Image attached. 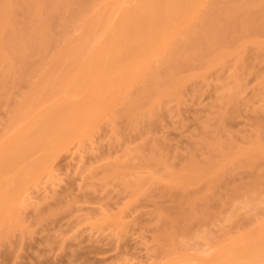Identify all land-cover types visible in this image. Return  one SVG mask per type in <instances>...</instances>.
<instances>
[{"label":"rangeland","instance_id":"obj_1","mask_svg":"<svg viewBox=\"0 0 264 264\" xmlns=\"http://www.w3.org/2000/svg\"><path fill=\"white\" fill-rule=\"evenodd\" d=\"M57 1L0 0V31L3 24L7 25L23 17L30 23H36L39 33L46 34L50 41L45 51L35 54L34 63L26 69V72L22 71L16 63L7 67L8 64L3 62L1 56L7 54L8 51L5 45L4 47L0 45L2 48H0V64H4L8 71L5 81L0 82V153L3 141L22 126L20 117L16 119L15 115L22 109L23 104L28 101L35 89L41 91L45 89L48 79L53 78L48 81L47 86L62 88L65 82L63 77L69 76L71 79L73 76L77 77L79 79L76 78L75 83L77 80L79 83L78 86L76 83L75 87L77 90L81 87V90L79 88L80 93L87 84L89 85L87 80H97L91 82L89 86L95 85V82L104 84L103 81H99V77L96 79L89 75L92 78H87L88 75L85 74L84 77L83 71L70 70L71 67H79L76 65L61 63L56 70L51 71L53 67L51 68L50 60L64 42L80 38L86 26L93 20V16L102 14L103 8L106 11L117 5L116 2H122V5L128 7L133 6V4L126 3L128 0H90L87 6H79L76 16L68 20L66 25L59 26L42 20L45 12L37 7V5L47 7V4ZM240 1L208 0L204 2L203 0L204 4L210 3V7H213L215 11L223 10L230 4ZM213 17L214 14L205 16L203 24L197 29L199 37L206 40L214 37ZM251 17L250 10L246 6L236 8L238 23L247 21ZM116 19H118L116 14L106 16L109 25H113ZM263 27L261 24L256 29L254 28V31L248 29L250 33L236 29L237 37L234 35L236 39L232 44L229 43L226 47L225 45L216 47L210 53L208 52L206 60L205 58L199 60L198 56L192 57L191 42L194 43L197 36L190 35L184 41V44L190 46L187 51L190 58L185 56L181 58L186 67L170 71L165 69L163 56L159 57V63L154 68L157 76L151 82L133 81L128 92L118 86L116 90L120 93L119 97L117 95L119 99L116 101L114 99L107 105L104 104L100 113L93 110L98 117L92 114L86 119L92 111L90 109L84 111L85 113L81 115L86 116L84 118L88 120V123L84 122L86 123L84 126L89 125V127L85 128L81 124L84 127H79V130L84 129L80 133L82 135L79 134L80 136L66 142L67 144L63 143L62 147H57L60 144L55 143L56 146L50 145L43 151V148L35 150L27 160L21 162L22 160H16L13 146L7 145L9 151L5 157L10 162L19 165L18 171L22 163L26 167L21 172H17L15 167L9 169L8 173H5L7 171L0 173V200L5 199L0 203L7 202L6 205L3 204L4 206L0 207V228H2L0 229V237L2 236L0 238V264H220L219 260L223 264H228V261L224 263L225 257V260L219 259L227 247L226 244L228 245L231 240L229 246L232 247L236 244L234 242L238 243L240 239L243 241L244 237L241 234L244 235L246 232H252L255 236H252V239L248 237V240L252 241L250 243L244 239L245 243L241 242L240 246L237 244L234 249L238 255H235L236 260L245 256L243 255L244 250L241 252L243 247L247 248L245 251L257 249L256 244H254L256 248L253 245L251 248L250 244L254 241L256 243V240L259 241L258 244H262L264 239H262L264 235L260 234L264 231H259L264 228L262 226L264 225V200L261 198L262 201L259 199L260 201L253 202L257 205L248 207L243 202L248 199L249 191L250 194L256 192L253 197L259 196L261 190L258 187L262 183H257L256 179L259 180V178H255L254 174L258 177L260 173L263 175L262 171L264 172ZM176 30L179 32V29ZM14 36H19V34ZM76 48L75 45L74 49ZM236 63L238 68L234 70ZM166 70L178 79L176 83L170 84L171 89L176 93L159 97L162 87L168 82L167 79L170 80ZM48 71L51 73L47 77L44 76L43 74ZM99 74V71L94 70L95 76ZM84 80H86L85 84ZM80 84H84L85 87ZM80 93L77 91L72 95L75 101L85 100L84 96L81 97L84 99L80 98L82 95ZM60 95L61 93L53 98L57 99ZM121 98L126 101V105H119ZM53 101L46 100L48 103H39L32 111L39 113L50 110L52 118L57 122L69 113L63 112L65 114H62L59 108L51 109L49 103ZM148 106H150L149 109H147ZM52 118L51 121L55 122ZM85 119L82 120L85 121ZM191 162L193 165L198 163V166H195L196 171H193L194 166L191 168ZM207 164L213 167L206 166ZM186 165L187 167L183 168ZM234 166L237 167L235 170H233ZM188 167L193 171L194 177L190 173L183 172ZM209 167L211 168L208 169ZM254 167L257 170L254 169V171ZM197 171L200 174L195 173ZM223 171L224 177L228 176L227 181H224L223 175V180L219 178L221 176L218 174L221 175ZM195 174L199 176L196 175V177ZM182 175L186 180L187 178L193 179V183L192 180L187 183L188 181L186 182ZM185 175L188 177L186 178ZM252 175L255 180L252 179ZM215 176H219L217 178L221 182ZM247 178H250L249 181L252 182H249ZM260 178L263 179L261 175ZM262 181L264 184V180ZM215 182L218 184H216L218 187L216 189ZM250 183L252 186L248 191L246 184L250 186ZM212 184H214V189ZM195 187L196 194L194 195ZM170 188H173L172 190L175 188V190L172 192ZM232 188L238 192L232 191L234 190ZM168 189L172 194L168 192ZM261 189L263 192L264 187ZM185 191L190 192L187 194ZM220 191L224 193L221 194ZM216 194L222 197L218 198ZM180 195L184 196L179 199ZM211 195H213L212 198ZM244 195L248 197L244 198ZM183 197L184 200L189 198L184 201ZM173 198L175 202H172ZM195 199L199 202L195 203ZM234 202L237 205L243 203L246 206L242 204L244 207L237 208L234 204L237 215L234 214L235 209H231L234 207ZM259 202L261 205L258 204ZM194 203L202 204L206 210L202 205L197 209ZM175 206L177 210L180 208L178 211H182V214L177 211L175 213ZM195 206L198 213L194 210ZM227 206H230L229 209ZM258 207L259 210H257ZM172 211L175 214H172ZM205 211L210 213V216ZM203 212L204 220L201 215ZM158 213L162 217L169 215L170 218L166 217L168 222L160 215L155 219ZM178 213L182 216L185 214L184 218L187 222L183 217L180 218L181 215ZM170 214H172L173 222ZM234 215L236 218L233 217ZM175 217H179L178 221H181V224L177 222V219L174 220ZM196 217L199 222L196 221ZM205 219L209 220L206 222ZM159 220L160 222L166 221L163 226L168 228L162 227ZM155 224L157 227L160 226L159 229ZM155 228L160 235L157 234ZM250 228L252 231H245ZM253 231H258L259 234ZM256 235H260L262 242L260 238L256 239ZM236 236H239V239H236L238 238ZM171 240L175 241L174 245ZM223 240L227 243L222 244ZM244 244L250 245V248ZM163 245L167 247V251ZM263 245L264 243L259 246L264 248ZM222 246L224 251H220L221 254H215V251L222 250L220 248ZM230 249L228 248L225 252L226 257L231 254L229 256L231 259L235 251L231 253ZM250 250L248 251L251 252V260L244 263L242 258L243 260L240 259V263L237 264H250L256 259L258 264H264V249L257 250L258 255ZM249 253L245 259L250 255ZM217 254L218 258L214 256ZM256 256L258 257L255 258ZM233 260L235 259L232 258L229 261L233 264L237 262ZM256 262L252 264H257Z\"/></svg>","mask_w":264,"mask_h":264},{"label":"bare ground","instance_id":"obj_2","mask_svg":"<svg viewBox=\"0 0 264 264\" xmlns=\"http://www.w3.org/2000/svg\"><path fill=\"white\" fill-rule=\"evenodd\" d=\"M207 1L204 0V2H207ZM204 2H203V0L202 1H200V0H128L126 3L133 4V6L131 5V7H128V6L122 5V2H119V3L116 2L115 4H117V5H114L112 8L106 9V11H104V8H103L102 14H98V15L93 16V20L86 26V29H84L83 35L80 38H78L77 40L64 42V44L61 46L59 51L51 58V60H50V63L52 65L51 68L53 67V69L51 71L56 70L57 66L61 63L76 65L79 67H76V68L71 67L70 70L75 69L74 71H77V70L83 71L84 77H85V74L88 75L87 78L92 76L93 78L96 77V79H97V77H99V79H100L99 81L100 82L103 81L104 84H102V82L101 83L95 82L94 83L95 85L92 86V84H91V86H89L91 82L93 83L94 81H97V80L93 81V79H91V80H87V81H89L88 82L89 85L87 84L88 86L86 85V87H85L84 84H85L86 80H84V82H83L84 84H80V85L84 86L86 89L83 88V89H85L84 91L82 89V91H81L82 95H80V98L84 96L86 101L85 100L84 101L83 100L75 101L74 97H72V95L76 94L77 91H78V93H80L79 91L81 90V87H79L80 90H79V88L77 90V87H75L76 83L78 86L79 82H77V81H79V80H77L75 83V79L77 77L74 78V76L72 79L69 76L65 77V78L63 77L62 79H65V82H64V86L62 88H59L57 86L56 87L47 86L48 81L50 79H53V78H50L46 81L44 90L41 91L39 89H35V92L31 93L30 97L28 98V101L23 104L22 109L15 115L16 119H18L20 117V119L22 121V126L16 132H14L12 135L7 137L6 140H4L2 143V150L0 153V173L3 171L4 172L7 171L5 173H8L9 169L11 170V169H14L15 167L17 169V167L19 166L16 163L10 162L7 159V157H5V154L9 151V147H7V145L13 146V148H14L13 152L16 153L15 158H17L16 159L17 161L22 160L21 162H24L23 160H25V159L27 160V158H29V156L33 152H35V150L37 151L38 149L41 150L43 148L42 149V151H43L44 149H46V147H48L50 145L56 146L57 144H60V145H57V147L64 146V144H67L66 142L71 141L72 139L76 138V136L82 135L80 133H82L81 131L82 130L84 131V129L79 130V127L82 126L81 124H83V126H84V124L88 123V120L86 121V119L90 118V116L92 114H95L96 117H98L97 113L99 111H101L102 106L104 104L107 105L108 103L112 102L114 99H115V101L119 99L118 94H120V93L117 92V90H116V88L118 86H121L123 88V90L128 92L133 81H143L145 83L151 82L157 76L154 72V68L159 63L158 62L159 57L163 56V59H164L163 62L167 65L166 66L164 64L165 69L167 68L170 71L173 69L177 70V69H182V68L186 67V65L184 66V63H183L184 60L182 59V61H181V58L183 56H185L186 58H190L188 56V53H187L190 46H189V44L188 45L184 44V41L186 40L185 38H188L190 35H196L197 36L194 43L191 42V44L193 46V53H192L193 56L192 57L198 56V57H200L199 60H202L204 58L206 60L207 56L209 55L208 52L210 53L216 47H219V46L223 47L224 45L226 47L227 44H229V43L232 44L233 40L236 39V38L234 39L236 29L243 30V32H245V30H246V32L250 33L249 31H247L248 29H250V31H252V30L254 31V28L256 29V27L258 25L262 24L264 26V0H241L240 2H236L235 4H230V6H228L227 8H225L223 10H217V11H215L213 7L212 8L210 7V5H209L210 3L204 4ZM89 3H90V0H58L55 3L47 4V7H43L42 5H37V7L39 9H41L43 12H45V14H43L44 18L42 20L47 21L48 24L64 26L67 24L68 20H70L71 18H74L76 16V12L78 11V8H80L79 6H87ZM243 6H246L250 10V16L252 15V17L247 21H244L242 23H240V22L238 23L237 19H236V8H241ZM107 14H116L117 15L118 19H116L117 21H115L113 25H109L108 22L106 21ZM212 14H214V17L212 20V23L214 24L213 27L215 29L214 30V37L212 39L206 40L205 38H201L198 36L199 32L197 29L203 24V19L205 18V16L206 15H212ZM176 29H179V32H177L178 30H176ZM263 29H264V27H263ZM256 31L258 32V30H256ZM16 34L17 35L19 34V36H14ZM235 36L237 37V35H235ZM49 42H50L49 38H47L46 34H44V33L40 34L39 33L36 23L35 24L30 23L29 20L24 19L22 17L20 20H14L12 23H8L7 25H5V24L2 25V30L0 31V45H2V47H4L3 45H5L6 46L5 49L8 51V53L3 54L1 56V59L3 60V62L8 64L7 67L16 63L17 66L20 67V69L22 71L26 72L27 71L26 69H28L31 65H33L34 59H35V54L41 53L42 51H45ZM75 45L77 46L76 49H74ZM194 46H196V47H194ZM241 52H243V51H241ZM238 59H240V56ZM187 65H188V63H187ZM208 65H210V63H208ZM7 67L2 63L0 64V82L5 81V79L8 75V71L6 69ZM237 68H238V64L236 63L234 65V70H236ZM94 70L99 71L100 74L95 76ZM168 70H166V74H167ZM50 73L51 72L48 71V72H45L43 75L47 77ZM168 73L169 74L167 75V77H169L170 80L167 79L168 82H167V84H165V86L162 87L161 95L159 97H165V96H168L169 94L176 93L173 89H171L170 84L176 83L178 81V79H175V77L169 71H168ZM92 77H90V78H92ZM77 79H79V78H77ZM87 87H88V89H87ZM60 93H61V95L59 96V98H57V99L53 98ZM117 95H118V97H117ZM81 99H84V98H81ZM46 100H49V101L54 100L51 104L49 103V107L51 109L52 108H59L62 111V114H65L63 112H67L69 114L67 116H64L61 119H58V121L56 122L54 120V118H52V116H51L52 114H51L50 110H45V111L39 112V113L32 111L35 105H38L39 103L40 104L41 103H48V102H46ZM125 103H126V101H124L121 98V101H119V105L124 106ZM105 107L106 106H104V108ZM149 107L150 106H148L147 109H149ZM89 109H90V111H92V113L89 111L90 114H89V116L87 115L88 117L85 119L84 117H86V116H82L81 114H84L85 113L84 111L89 110ZM93 110H97L96 111L97 113L96 112L93 113L94 112ZM102 111H104V110H102ZM131 111H134V110H131ZM103 113H105V112H103ZM262 113L264 114V112H262ZM259 115H260V113H259ZM96 117H92V118L94 119ZM51 118L55 122H52ZM82 119H85V121ZM93 119H91V121ZM84 122H86V123H84ZM89 123H90V121H89ZM84 127L88 128L89 125L84 126ZM213 139H215V138H213ZM260 139L261 138H259V140ZM216 141H217V138H216ZM55 143H57V144H55ZM252 144L254 145V143H252ZM256 154L259 155L258 153H256ZM260 154H261V152H260ZM253 155H255V154H253ZM158 157H159V155H158ZM223 158H224V156H223ZM243 159L245 160L246 158H243ZM263 160H262V162H263ZM218 162H219V160H218ZM247 162H249V161H247ZM18 163H20V162H18ZM191 164H192V162H191ZM191 164H188V165L191 166ZM194 164L195 165L192 164L191 168L194 166L193 171H196L197 167H195V166L198 163L197 164L194 163ZM208 164L206 166H211ZM240 164H241V162H240ZM258 164H257V166H258ZM21 165L23 166L24 164L22 163ZM263 165H264V162H263ZM22 166H20V168H19L20 172L22 171V169L23 170L25 169L24 167H26V166H23V168H21ZM260 166H261V164H260ZM184 167H187V165L183 166V168ZM201 167H203V166H201ZM211 167H213V165ZM211 167H209L208 169H210ZM191 168L188 167L187 169H184L183 172L185 171L187 174L190 173V175L193 176L194 173H192L193 171L190 170ZM198 168H200V166ZM236 168L237 167H235V166H234V169L232 167L233 170H235ZM260 168H262V167H260ZM204 169H206V168L204 167ZM241 169L243 171L244 166ZM245 169H247V168L245 167ZM254 169H255V167L253 168V170ZM15 170H13L14 173L19 172L18 169L16 170L17 172ZM197 170L199 171V169H197ZM200 170H201V168H200ZM253 170H252V172H253ZM255 170H257V169H255ZM198 171L195 173H198ZM260 171H258V172H260ZM239 173H240V171H239ZM262 173H263V175L260 173L258 175V177L254 173L253 174H254V177L256 176L255 178H259V180L256 179L258 181L257 183H262L260 186L264 187V184L262 181V180H264V172L262 171ZM4 174H1V175H4ZM198 174H200V173H198ZM198 174H195V176ZM223 174H225L224 171L222 172L221 175L218 174L221 177L215 176L216 179H218V180H219V178L222 179ZM230 174H228V175H230ZM260 175H261V177H263V179L260 178ZM30 176H32V175H30ZM187 177L188 176H186V178ZM200 177H202V175ZM217 177H219V178H217ZM223 177H224V175H223ZM226 177H228V176H226ZM226 177H224V178L226 179ZM234 178H235V176H234ZM255 178L253 179V175H252V179L255 180ZM184 179H185V177H184ZM189 179L190 178H187V180L185 179L186 182L188 181L187 183H189V181L191 182V180H192V183H193V179H191V180H189ZM225 179H224V181H227V179L226 180ZM260 179H261V181H260ZM211 180H213V179H211ZM218 180H217V182L220 181V180L219 181ZM231 180H232V178H231ZM247 180L249 181L250 178L249 179L247 178ZM217 182H215V189L218 188V187H216ZM220 182H219V186H220ZM249 182H252V181H249ZM184 183H185V181H184ZM228 183L229 182H227L226 184H228ZM212 185H213L212 188L214 189V184H212ZM239 185H241V184H239ZM246 185H248V187H246V189L249 191V187L252 186V183H250V186H249V184H246ZM211 186H209V187L211 188ZM260 186L258 187V185H257L258 189L261 190L258 197H253L256 192L253 194H250V191L248 192L249 197L247 195L248 199L246 200V202H243V203L247 204V207L250 205L251 206L257 205V203L253 204V202L260 201V200L262 201V199L264 200V196H263L264 191L262 192V189ZM170 187H171V185H170ZM221 187H223V185H221ZM238 187H240V186H238ZM205 188L206 187H204V189ZM224 188H225V185H224ZM244 188H245V186H244ZM170 189H168V192ZM172 189H171V191L173 192L175 190V188H174V190H172ZM213 189H212V191H213ZM232 189H234L232 191H235V188H232ZM258 189L256 188V191ZM181 190H183V188ZM190 191H191V189H190ZM190 191H188V192H190ZM199 191H201V190H199ZM212 191H208V192H212ZM236 191L238 192V190H236ZM253 191H255V189ZM172 192H169V193L172 194ZM188 192H186V193L188 194ZM221 192L222 191H220L219 193H221ZM197 193H199V192H197ZM223 193H221V194H223ZM193 194L194 195L196 194V187H195V193H193ZM237 194L239 195V193H237ZM182 196H184V195H182ZM182 196L179 199H181ZM207 196H208V194L206 195V197ZM212 196L213 195H211V198H212ZM202 197L200 198L201 200H202ZM217 197H218V195H217ZM220 197H222V196H220ZM220 197H218V198H220ZM237 197H239V196H237ZM247 197L244 195V198H247ZM187 198H189V197H187ZM196 199H195V203L199 202L198 200L196 201ZM4 200L5 199L0 200V201H4ZM171 200H172V202L173 201L175 202L174 198ZM183 200H184V197H183ZM183 200H182V202H183ZM226 200H228V199L226 198ZM224 201H225V199H224ZM176 202H178V201H176ZM203 202H205V201L203 200ZM228 202H230V201L228 200ZM178 203H180V202H178ZM3 204L6 205L7 202L6 201H5V203L3 202L0 207L4 206ZM190 204H192V202ZM234 204H235V202L233 203V205ZM242 204L241 205L235 204V205H237L236 206L237 208L239 206L244 207L245 205L243 204L244 205L243 206ZM258 204L261 205L260 202ZM262 204H263V202H262ZM195 205H197V209H198L199 207H201L202 204L201 205L195 204ZM235 205H234V207H231V209H235ZM171 207H173V206H171ZM176 207L177 206H175V208ZM202 207H203V205H202ZM210 207H211V205H210ZM229 207H228V209H229ZM178 208H179V206H178ZM173 209H171V210H173ZM186 209H183V210L185 211ZM197 209L195 206L194 210L196 211ZM204 209L206 210V208H204ZM254 209H256L255 206H254ZM178 210L176 208L175 213H176V211L179 212ZM236 210L237 209L234 210L235 211L234 214L237 213ZM257 210H259V207ZM168 211H170V210H168ZM173 211H172V214H175V213H173ZM161 212H164V211H161ZM196 212L198 213V210ZM211 212H213V211H211ZM179 213L182 214V211ZM165 214H167V213H165ZM172 214H170L171 217H172ZM181 214H179V215H181ZM185 214H186V212H185ZM209 214L210 213H207V215H209ZM159 215L161 216V214L158 213V215L155 216V219ZM162 215H164V214L162 213ZM184 215L183 216L181 215L180 218H182V217L184 218ZM201 215L203 217L204 212ZM167 216L169 217V215H167ZM175 216H177V214ZM161 217H159V219ZM166 217H162V219H164ZM208 217H206V218H208ZM233 217H235V215ZM178 218L179 217H175L174 220L176 221V219H177V222H179ZM204 218L205 217H203L202 220H204ZM184 219H185L184 221H186V218H184ZM187 219H189V217ZM226 219H229V217H226ZM165 220H167V222H168L167 218ZM207 220H209V219H207ZM207 220H206V222H207ZM241 220H242V218H241ZM170 221H171V219H170ZM196 221L199 222L198 218ZM158 222H160V220ZM164 222H166V221H164ZM164 222L162 220V222H160L159 224L162 223L161 224L162 227L165 228V226H163ZM172 222H173V217H172ZM177 222H176V224H177ZM188 222H190V221H188ZM202 222L206 223L205 221H202ZM237 222H239V221H237ZM176 224H172V225L176 226ZM261 224L259 226L262 228V226H264V225L261 226ZM155 225H156V228L160 227L159 225L157 227V224H155ZM168 225H170V224H168ZM187 225L189 226V224H187ZM177 227H179V226H177ZM156 228H155V230L157 231ZM166 228H168V227H166ZM0 229H2V228H0ZM185 229L187 230L188 228L186 227ZM263 229L264 228L260 229L259 231H261V230L264 231ZM160 230H164V229H160ZM253 230H255V229H253ZM180 231H182V230H180ZM245 231H252V228L245 229ZM245 231H242V233L243 232L245 233ZM162 232H164V231H162ZM255 232L253 231V233H255ZM158 233L159 232L157 231V234ZM248 233H250V234H248ZM256 233L259 234L258 231ZM168 234H170V233H168ZM260 234L264 235L263 232L262 233L260 232ZM155 235H156V233H155ZM158 235H160V234H158ZM241 235L244 237L243 241H242V239H240V241H238V243H237V241L235 240L236 242H234V243H236V244L233 245V246H235L234 248H233V246L232 247L229 246L231 244L230 243L231 240L228 242V245L226 244L227 247H225L226 248L225 251L228 248H231L230 249L231 253H233V251L236 252V253L234 252L231 256L233 259H235V260H233V262L237 261L234 264L240 263V259H242V258L244 259V260L242 259L244 261V263H248V261L251 260V258H252L251 252L249 253V251H248L250 249L245 251L247 249L246 246H249V248H250V245H251V248H252V245L254 246V244H256L258 246L257 249H251L250 251L253 250V253H257V255H258L257 250L259 248H263V247H260L259 245L262 246V244L264 243V239H263L264 237H262V239H263V242H262L260 235L259 236L256 235V239H257V237H258V239L260 238L259 240H260V242H262V244L261 243L258 244V242H259L258 240H256V243L254 241L250 245L244 244V245H246L245 246L246 249H244V247H243V249H241V252H242V250H244L243 255H245V256L241 257L240 256L241 254H240L239 258L240 257L241 258L236 260L235 257L238 255H237V251L234 249L236 248L237 244L240 246L241 242L245 243L244 239L245 240L247 239L248 242L247 241L246 242L250 243V242H252V241H250L252 239L251 237L255 236V234L252 235V232H246L244 235L243 234H241ZM170 236H171V234H170ZM242 236L240 238H242ZM167 237H168V235H167ZM236 237H238V238H236ZM236 237H235L236 239H239V236H236ZM248 237L251 239L248 240ZM158 239H159V237H158ZM169 239H171V238H169ZM166 240H168V239H166ZM224 240H226V239H224ZM224 240H223L222 244H224L226 242ZM253 240H255V239H253ZM233 241L234 240L232 238V244H233ZM160 242H162V241L160 240ZM171 242L174 245L175 241L171 240ZM165 245H163L164 248H165ZM217 245H219V244H217ZM220 245H221V243H220ZM159 246L161 247L160 244H159ZM223 246H225V245H223ZM223 246L220 247V248H222V250H220L218 248L219 247L218 246L217 248L219 249V251L218 252L215 251L214 253L216 254V253H220V251H224ZM239 246L237 248H239ZM172 247L174 249V246H172ZM169 248L170 247H168V249ZM254 248H256V246H254ZM263 249H259L258 251L263 250ZM176 250H177V248H176ZM166 251H167V249H166ZM225 251H224L225 255H224V253L222 254L224 256L220 255L222 252L219 254L220 255L219 259H223V260L226 259V261H224V263L228 261V264L229 263L233 264L232 262L229 261V260H232V258L230 259V257H229L231 255L230 252L228 251V254H230V255L228 257H226L227 255H226ZM238 251H240V250L238 249ZM254 251H256V252H254ZM245 252H246V254H245ZM247 252L250 254L249 256H251V257L247 256V258L245 259L246 255H248ZM238 254H239V252H238ZM214 256L217 257L218 254L214 255ZM254 256H255V254H254ZM221 257H223V258H221ZM224 257H225V259H224ZM257 257L258 256H256L255 258H257ZM256 260H254V262H256ZM212 261H214V260H212ZM219 262H220V264H223V263H221V260H219ZM254 262H252V263H254ZM252 263H250V264H252ZM260 263H262V261ZM241 264H243V263H241Z\"/></svg>","mask_w":264,"mask_h":264}]
</instances>
